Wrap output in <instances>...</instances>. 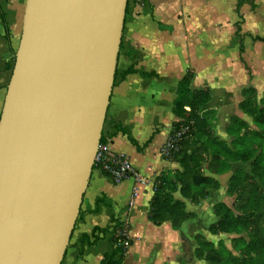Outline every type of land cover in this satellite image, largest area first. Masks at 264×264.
Segmentation results:
<instances>
[{
    "label": "crops",
    "instance_id": "crops-1",
    "mask_svg": "<svg viewBox=\"0 0 264 264\" xmlns=\"http://www.w3.org/2000/svg\"><path fill=\"white\" fill-rule=\"evenodd\" d=\"M24 5L25 0H0L10 33L8 41L0 20V112ZM236 25L250 80L239 60ZM128 69L133 72L126 75ZM187 71L193 74L191 89H209L211 99L201 111L210 116L214 134L228 141L229 118L246 121L238 108L242 91L252 88L258 97L264 91V0L126 1L101 135L110 151L126 155L141 180L129 176L114 181L92 169L60 264H99L112 249L113 218L124 222L131 240L121 264H206L194 255L195 236L213 238L207 227L216 221L212 208L226 191L229 173L214 176L220 187L198 204L185 201L192 216L179 229L147 219L155 178L178 169L161 149L176 120L172 104L177 84ZM96 228L105 232H94Z\"/></svg>",
    "mask_w": 264,
    "mask_h": 264
},
{
    "label": "water",
    "instance_id": "water-1",
    "mask_svg": "<svg viewBox=\"0 0 264 264\" xmlns=\"http://www.w3.org/2000/svg\"><path fill=\"white\" fill-rule=\"evenodd\" d=\"M127 0H25L0 112V264H60L88 184Z\"/></svg>",
    "mask_w": 264,
    "mask_h": 264
},
{
    "label": "trees",
    "instance_id": "trees-1",
    "mask_svg": "<svg viewBox=\"0 0 264 264\" xmlns=\"http://www.w3.org/2000/svg\"><path fill=\"white\" fill-rule=\"evenodd\" d=\"M240 5L238 2L237 7ZM0 20L10 41L4 14H0ZM236 26L239 60L250 80L240 28ZM11 52L13 63L15 49ZM132 72L128 69L125 74ZM192 77L187 71L177 84L172 104L176 120L169 133L173 148L164 156L178 164V169L163 171L155 178L147 219L156 226L168 221L172 229H179L192 216L186 210L185 201L198 204L220 187L214 176L229 173L226 196L212 208L216 221L207 227L213 238L196 235L194 255L206 264H264V91L261 98L252 88L242 91L244 99L238 108L251 124L239 117H230L225 129L230 139L225 141L214 134L210 116L201 111L211 99L209 89H191ZM103 142L105 138L101 135L100 144ZM124 227V222L113 218L109 231L112 249L99 264H121L125 249L119 244L117 232ZM94 232L105 230L96 228ZM230 235L231 249L223 241L224 236Z\"/></svg>",
    "mask_w": 264,
    "mask_h": 264
},
{
    "label": "built area",
    "instance_id": "built-area-1",
    "mask_svg": "<svg viewBox=\"0 0 264 264\" xmlns=\"http://www.w3.org/2000/svg\"><path fill=\"white\" fill-rule=\"evenodd\" d=\"M172 148L173 140L168 139L161 149L162 155L167 156L168 151ZM93 167L101 170L114 181H120L129 176L137 181L141 180L139 174L134 171V168L126 155L110 151L104 143H99L97 147L93 160ZM117 235L120 237L119 244L126 250L131 243L126 228L124 227L118 231Z\"/></svg>",
    "mask_w": 264,
    "mask_h": 264
},
{
    "label": "rangeland",
    "instance_id": "rangeland-1",
    "mask_svg": "<svg viewBox=\"0 0 264 264\" xmlns=\"http://www.w3.org/2000/svg\"><path fill=\"white\" fill-rule=\"evenodd\" d=\"M15 34H16V37L19 39V36H20V31H21V17L17 20V23H16V28H15ZM263 95V93H260L259 94V98H261ZM243 117V116H242ZM244 119H246V121H248L250 123V119L246 118V117H243ZM251 124V123H250ZM251 128L253 129L254 127L251 125ZM225 193L222 195V199L225 198ZM228 202H231V199H227ZM263 210H264V205H263ZM231 238V235L230 236H224L223 238V241H225L226 245L231 249V244L229 242Z\"/></svg>",
    "mask_w": 264,
    "mask_h": 264
}]
</instances>
